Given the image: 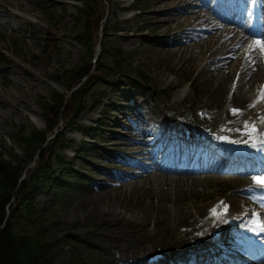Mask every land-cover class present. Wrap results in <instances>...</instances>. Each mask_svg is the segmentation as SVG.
<instances>
[{
  "label": "rangeland",
  "instance_id": "1",
  "mask_svg": "<svg viewBox=\"0 0 264 264\" xmlns=\"http://www.w3.org/2000/svg\"><path fill=\"white\" fill-rule=\"evenodd\" d=\"M130 3L133 1L105 0V7H101L104 9L103 32L109 31L104 45L109 48L115 42L119 44L131 60V68L151 78L154 97L144 89L128 91L125 85L109 88L106 98L97 107L88 103L71 126L66 127V121L59 123L58 133L73 146L61 151L56 144L53 150L61 151L72 160L71 170H78L83 178L62 191L56 182L50 187H42L35 194L36 207L46 216L45 233L50 239L60 242L55 250L57 264H135L140 256L151 254L145 258L153 257L159 250L170 257L180 256L189 241L213 234L211 228L218 224L215 207L226 196L238 194L237 183L232 181V177L223 175L164 177L153 170V175L137 179L139 185L135 191L126 183L114 184V172H125L130 168L124 164L127 163L124 156L114 155L115 151L102 153L100 146L85 137L83 128L99 125V118H103L99 130L104 138L97 141L100 140L103 146H113L117 151L123 145L122 141L134 138L128 127L133 128V132L141 127L145 130L152 122L149 118H157L162 113L166 115L164 122L178 123L182 113L196 115L197 107L214 111L215 108L211 107L216 106L214 100L217 96L225 99L219 107L225 106L229 99L233 75L226 82V88L213 93L212 87L197 80L201 62L197 58L196 64L187 67L184 56H171L163 48H156L154 38H151V45L144 42V35L138 30L140 21L149 22L154 18L150 9L144 7V2L140 6H143L141 15L127 18L128 14L122 7ZM150 3L151 0H147L148 6ZM23 4V10L47 21L48 28H51L48 32L53 33L57 45L51 47L46 37L41 39L47 29L32 25L34 34H30L28 41L20 42V37L30 25L20 24L26 22L21 18L10 21L7 11L0 16L8 20L0 25V46L10 51V56H7L9 63H0V73L7 76L6 84H2L0 78V141L5 140L8 146L7 135L26 120L32 122L30 117L37 127L45 126L37 99L48 94L51 87L63 90L51 83L48 77L55 71L82 63L90 49L89 45L85 46L73 38L72 26L77 16L73 4L56 5L48 17L46 14L52 7L44 0H23ZM175 28L178 27L173 24L169 31ZM101 31L96 28V35L100 36ZM204 47L207 49L206 44ZM170 49L176 47L170 46ZM187 82L195 88L196 98L200 96L197 107L193 106V98L188 96L192 94L191 89L184 90ZM206 85L207 88L204 87ZM239 90H245L243 83ZM104 139L110 140L111 145ZM76 150H82L85 158L78 157Z\"/></svg>",
  "mask_w": 264,
  "mask_h": 264
},
{
  "label": "trees",
  "instance_id": "2",
  "mask_svg": "<svg viewBox=\"0 0 264 264\" xmlns=\"http://www.w3.org/2000/svg\"><path fill=\"white\" fill-rule=\"evenodd\" d=\"M80 91L81 89L78 94L71 97L72 102L75 99L77 102L80 100L82 96ZM62 107L63 97L58 95L53 104L44 106L45 114L51 112L57 117ZM63 108L66 109L67 106L64 105ZM11 138L14 144L22 149L23 155L19 156L9 149L10 159L6 160L2 157L3 153L0 152V225L5 217L6 206L13 197H20L19 208L25 204L24 211L32 218L34 210L27 203V195L37 189L39 182L50 179V169L60 161V157L50 150L46 152L44 144L46 131L37 130L29 123L20 126L17 131L11 134ZM38 151L40 153L36 168L31 171L26 180L18 185L22 170ZM15 212L17 213V211ZM15 217L16 215L11 209V214L5 225L0 228V264H53L55 243L41 236L40 240L32 238L33 236L25 228V223L22 225L23 231H21L22 229L17 230Z\"/></svg>",
  "mask_w": 264,
  "mask_h": 264
},
{
  "label": "bare ground",
  "instance_id": "3",
  "mask_svg": "<svg viewBox=\"0 0 264 264\" xmlns=\"http://www.w3.org/2000/svg\"><path fill=\"white\" fill-rule=\"evenodd\" d=\"M182 0H178V2H180ZM167 4H170V2H166V1H157V3L154 5L156 7V12L157 11H160L162 10V15H166V14H169L168 11H171L173 10L174 8H162L161 9V6H166ZM196 13H197V18L196 19H193L192 20V23H194V28L193 30H197L199 29L201 32H206L207 29L211 28V33L212 35L214 36L216 33H215V30L218 26V23L216 21V15L215 13H211V14H208L207 12H204L202 17H200V11L198 10H194ZM173 21V19L171 18V15H169L168 17V20L166 21L165 24H168L170 21ZM212 23V26H208V28H203L204 25H207L208 23ZM243 33L245 34V29L242 30L241 32V36L243 35ZM231 36L232 37H235V32H230ZM195 36H193L194 38ZM217 42H218V45L216 47H212L210 48V54L209 55H206L205 57V61H204V64L201 68V70L199 71V77H202V74L205 73V72H216V69L210 67V64H212V61L213 59H221V60H225L227 59L228 57H230L231 55H228V51H226L224 49V46L222 45V38L221 37H217ZM174 44V43H173ZM215 56V57H214ZM193 58L192 57H189L187 59V61H192ZM206 68V69H204ZM227 75H223L222 77H219V83L220 84H223L224 82V79L226 78ZM209 78V77H208ZM239 105H244L245 103L243 102V96L241 95H235L233 97ZM123 220V219H122Z\"/></svg>",
  "mask_w": 264,
  "mask_h": 264
},
{
  "label": "snow or ice",
  "instance_id": "4",
  "mask_svg": "<svg viewBox=\"0 0 264 264\" xmlns=\"http://www.w3.org/2000/svg\"><path fill=\"white\" fill-rule=\"evenodd\" d=\"M259 92H260V94H259V96L257 97V99H258V100L264 99V86L261 87V89L259 90ZM233 111H234V112H238V111H240V110H239V109H233ZM250 128H251V131H255V130H256L254 124L251 125ZM224 207L226 208V206H224Z\"/></svg>",
  "mask_w": 264,
  "mask_h": 264
}]
</instances>
